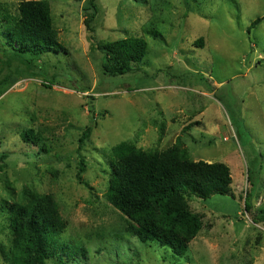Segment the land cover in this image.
Returning a JSON list of instances; mask_svg holds the SVG:
<instances>
[{
	"label": "rangeland",
	"instance_id": "374dc122",
	"mask_svg": "<svg viewBox=\"0 0 264 264\" xmlns=\"http://www.w3.org/2000/svg\"><path fill=\"white\" fill-rule=\"evenodd\" d=\"M23 1L39 0H0V9ZM44 1L65 51L22 54L0 32V208L26 192L52 195L68 222L63 238L88 255L68 264H264V222L245 210L248 199L264 211V0H96L94 33L90 0ZM141 36L148 53L132 72H101L97 42ZM30 129L37 144L23 140ZM178 137L193 161L232 174L229 195L190 200L203 226L184 257L127 234L107 200L114 147L163 151ZM6 216L0 209L8 250Z\"/></svg>",
	"mask_w": 264,
	"mask_h": 264
},
{
	"label": "trees",
	"instance_id": "16d2710c",
	"mask_svg": "<svg viewBox=\"0 0 264 264\" xmlns=\"http://www.w3.org/2000/svg\"><path fill=\"white\" fill-rule=\"evenodd\" d=\"M89 4L85 25L94 33L92 24L100 7L96 0H90ZM261 21L253 22L248 32ZM0 32L22 54L40 56L66 50L48 1H23L14 12L0 9ZM148 33L160 35L155 29L145 31ZM96 50L102 55L101 72L118 77L132 72L133 65L143 62L148 42L144 36L97 42ZM88 134L89 129L80 143H84ZM38 135L30 129L23 134V140L37 144L41 141ZM109 162L113 173L107 200L125 219L127 234L144 244L156 242L167 247L177 257L187 254L203 226L201 217L191 209L190 200L206 201L230 194L231 169L224 163L193 161L181 137L163 151L144 150L132 142H122L111 150ZM84 165L82 161L80 173L85 171ZM0 209L7 215L10 235L8 250L0 247L6 264H68L87 259L83 244L63 238L68 222L52 195L26 192L19 201L2 200ZM245 210L254 222H264V211L253 212L248 199Z\"/></svg>",
	"mask_w": 264,
	"mask_h": 264
}]
</instances>
